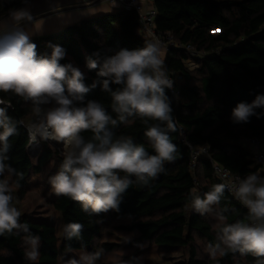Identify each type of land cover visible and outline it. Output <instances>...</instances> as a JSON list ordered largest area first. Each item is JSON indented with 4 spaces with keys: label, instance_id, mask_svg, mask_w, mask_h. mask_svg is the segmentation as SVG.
<instances>
[{
    "label": "trees",
    "instance_id": "16d2710c",
    "mask_svg": "<svg viewBox=\"0 0 264 264\" xmlns=\"http://www.w3.org/2000/svg\"><path fill=\"white\" fill-rule=\"evenodd\" d=\"M29 1V0H28ZM22 0H0V20L11 9L23 5ZM157 8L155 24L157 30L170 32L180 44H191L201 54L191 55L187 50L171 47L165 54L168 73L176 72L182 79L178 84V94L166 90L170 98L173 116L182 133L195 146L208 145L211 157H201L196 170H191L190 149L183 142L182 133H171L172 141L178 147L176 159L165 163V172L145 186L133 183L123 194L120 211L88 215L82 211L80 203L66 197L50 196V203L59 211L63 223H81L80 239L63 238L60 250L66 246L73 250L91 248L93 252L103 249L107 252L117 246L103 242L96 246L103 228L115 219L128 218L123 229L136 232L130 244L152 242L159 247H190L189 257L169 264H254L250 254L229 252L215 258L198 254L195 236L208 243L217 241L210 214L200 215L191 209L190 193L195 190L203 195L214 184L221 183L214 172L213 162L219 163L242 177L257 173L264 178V163H255L248 146L241 143L245 137L264 139V108L254 109L256 115L247 123H234L232 109L239 102L251 103L256 95L264 94V0H154ZM139 30V14L135 9H117L96 17L84 19L61 30L32 37L37 54H50L49 44L60 45L66 50L61 64L72 63L85 75V84L102 81L95 70L86 66L89 58L102 59L114 55L121 49L137 50L145 46L146 40ZM192 59L196 66L187 61ZM113 90L116 85H110ZM0 96L11 104L7 115L24 120L31 116L30 105L8 93ZM100 102L106 111L116 117L111 109V97L98 84L85 96ZM6 105H2L4 107ZM3 130L0 129V132ZM117 136L126 135L134 143L144 144L150 154H155L144 136L145 126L139 118L131 125H120L115 129ZM86 138L91 137L85 132ZM11 148L6 161L12 168L23 172L24 178L16 185L17 195L22 196L30 176L42 170L57 151L47 141L42 150L33 156L28 149L27 129L18 126V135L9 138ZM59 154V153H58ZM62 156L58 155V164ZM15 200V195L12 193ZM219 208L227 207L228 222L246 220L247 208L242 206L227 190ZM21 223H27L32 235L40 236V256L36 264H56L59 247L55 225L41 218L22 214ZM23 235L0 237V264H31L24 256ZM138 252V251H137ZM137 252L115 262L100 264H123L138 258ZM141 264H152L141 260Z\"/></svg>",
    "mask_w": 264,
    "mask_h": 264
},
{
    "label": "clouds",
    "instance_id": "9594fccd",
    "mask_svg": "<svg viewBox=\"0 0 264 264\" xmlns=\"http://www.w3.org/2000/svg\"><path fill=\"white\" fill-rule=\"evenodd\" d=\"M27 4L28 0H22ZM115 3L113 4V7ZM33 22L28 8L11 9L7 18L0 20V93L12 94L30 105L31 118L13 119L7 115L10 103L0 99V237L23 235L25 259L36 264L39 259L40 236L32 235L27 223H21L22 213L13 196L12 177L16 185L24 178L23 172L12 168L6 161L11 148L9 138L18 135V126L27 129L28 144L39 140L62 143V163L48 179L57 197L78 202L88 215L119 212L123 194L133 183L147 186L151 180L165 172V163L175 161L178 147L171 133H182L173 116L167 89H173L162 45L159 40L146 41L137 50L121 49L102 59L89 58V70L99 68L102 81L85 84L84 73L72 63L61 64L66 50L49 44L50 54L39 56L32 42ZM39 31V30H38ZM100 84L102 91L111 97L113 118L100 102L85 96ZM110 85H116L115 90ZM264 108V94L256 95L251 103L239 102L233 109L234 123H247L256 115L254 109ZM139 118L145 126L144 136L155 154L144 144H136L131 136H117L120 125H131ZM90 132V138L83 133ZM247 208L245 220L228 222L227 207L219 208L225 190ZM191 209L200 215L212 214L216 220L217 241L207 245L210 258L229 252L250 254L254 264H264V178L257 173L241 178L236 176L229 185L214 184L203 195L190 193ZM81 223H66L63 238L80 239ZM132 237L125 236V242ZM139 246V245H138ZM103 249L89 253L86 250L62 260L63 264H96ZM73 253L65 247L64 255ZM123 264H141L139 258Z\"/></svg>",
    "mask_w": 264,
    "mask_h": 264
},
{
    "label": "rangeland",
    "instance_id": "374dc122",
    "mask_svg": "<svg viewBox=\"0 0 264 264\" xmlns=\"http://www.w3.org/2000/svg\"><path fill=\"white\" fill-rule=\"evenodd\" d=\"M187 64L190 66H196L192 59H189L187 61ZM30 118L31 116L27 117L26 124L29 122ZM47 143L52 149H55L57 153H55L53 157L43 165L40 172L33 173L30 176L27 188L22 196H18L16 194L18 188L13 185V193L15 195L14 202L16 203L22 214H27L35 218H41L50 221L55 225L58 238V247L60 251L56 264H63V260L66 261L67 259L73 257L74 254L77 255L75 258L78 259V256L82 254L84 250L89 253H92L93 251L91 248H87L83 250H73V253L64 255L65 251L60 250V246L63 240L62 227L64 223L61 213L54 209V207L50 203L49 198L53 192L48 179L51 175H54L59 170L58 155L61 153L63 147L58 148L54 146V142L47 141ZM42 146L38 149H34L33 153L31 154L35 156L42 150ZM210 218L212 219L213 224H215L216 220L212 214H210ZM127 223H129L128 218L115 219L103 228L102 235L96 240V246H100V244L103 242L117 245L113 247L112 250L103 252V261L115 262L137 251V256L140 260L148 261L152 264H169L172 262L184 260L189 257V246L165 248L159 247L152 242H144L139 244H130V242H125V236L130 235L132 237V240L137 236L136 232L126 230L121 227V225ZM195 237V245L197 246L198 254L203 257H210L207 253V245L209 243L199 236ZM62 255L63 260L61 258ZM96 264H100V261H96Z\"/></svg>",
    "mask_w": 264,
    "mask_h": 264
},
{
    "label": "built area",
    "instance_id": "2783aa9c",
    "mask_svg": "<svg viewBox=\"0 0 264 264\" xmlns=\"http://www.w3.org/2000/svg\"><path fill=\"white\" fill-rule=\"evenodd\" d=\"M111 5L115 3L117 9H135L139 14V30L138 32L142 34L143 38L146 40L154 41L159 40L162 45V52L166 53L167 50L171 47H178L184 50H187L191 55L195 56L201 54L195 47L191 44H180L176 42L170 32L162 33L157 30L155 19L157 16V8L154 5V0H103ZM174 80V87L171 89L175 95L178 94V84L181 81L182 77L180 74L173 72L169 74ZM0 99H3L0 96ZM5 103H9L3 99ZM2 105H0L1 107ZM183 134V142L190 149V164L189 167L191 170H196L198 166V161L201 157L210 158V147L208 145L195 146L191 141ZM53 142V141H49ZM241 143L250 147L252 150V160L255 163H264V139H259L255 137H245L241 140ZM44 144L43 140L38 141L29 145L28 149L34 150L38 149ZM213 169L221 183L229 185L233 182L236 176H240L239 173H234L227 167L213 162ZM227 190V189H226ZM231 195V191L227 190ZM233 196V195H232ZM243 206V205H242ZM246 208V207H245Z\"/></svg>",
    "mask_w": 264,
    "mask_h": 264
},
{
    "label": "crops",
    "instance_id": "0c3cea01",
    "mask_svg": "<svg viewBox=\"0 0 264 264\" xmlns=\"http://www.w3.org/2000/svg\"><path fill=\"white\" fill-rule=\"evenodd\" d=\"M25 7L33 16V22L26 26L29 29L37 30L34 31L31 38L117 10L115 6L113 7L103 0H29L27 4L24 3L16 9ZM163 54L165 57L166 53Z\"/></svg>",
    "mask_w": 264,
    "mask_h": 264
},
{
    "label": "bare ground",
    "instance_id": "6f19581e",
    "mask_svg": "<svg viewBox=\"0 0 264 264\" xmlns=\"http://www.w3.org/2000/svg\"><path fill=\"white\" fill-rule=\"evenodd\" d=\"M53 142H54L53 143L54 146H56L58 148H62L63 147L62 143H58V142H55V141H53Z\"/></svg>",
    "mask_w": 264,
    "mask_h": 264
},
{
    "label": "water",
    "instance_id": "95a60500",
    "mask_svg": "<svg viewBox=\"0 0 264 264\" xmlns=\"http://www.w3.org/2000/svg\"><path fill=\"white\" fill-rule=\"evenodd\" d=\"M29 151H30V153H33V150L30 149Z\"/></svg>",
    "mask_w": 264,
    "mask_h": 264
}]
</instances>
